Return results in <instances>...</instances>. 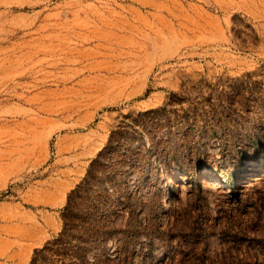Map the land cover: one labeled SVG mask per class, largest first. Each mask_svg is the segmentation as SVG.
Returning <instances> with one entry per match:
<instances>
[{
	"label": "rangeland",
	"instance_id": "374dc122",
	"mask_svg": "<svg viewBox=\"0 0 264 264\" xmlns=\"http://www.w3.org/2000/svg\"><path fill=\"white\" fill-rule=\"evenodd\" d=\"M0 264H264V0H0Z\"/></svg>",
	"mask_w": 264,
	"mask_h": 264
},
{
	"label": "bare ground",
	"instance_id": "6f19581e",
	"mask_svg": "<svg viewBox=\"0 0 264 264\" xmlns=\"http://www.w3.org/2000/svg\"><path fill=\"white\" fill-rule=\"evenodd\" d=\"M200 180L201 181H206V182H209V183H216L218 186L227 185L225 179H219L213 172H210V171L201 173Z\"/></svg>",
	"mask_w": 264,
	"mask_h": 264
}]
</instances>
